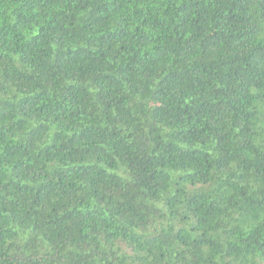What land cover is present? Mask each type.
<instances>
[{
    "label": "trees",
    "instance_id": "obj_1",
    "mask_svg": "<svg viewBox=\"0 0 264 264\" xmlns=\"http://www.w3.org/2000/svg\"><path fill=\"white\" fill-rule=\"evenodd\" d=\"M0 264H264V0H0Z\"/></svg>",
    "mask_w": 264,
    "mask_h": 264
}]
</instances>
